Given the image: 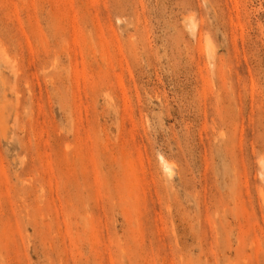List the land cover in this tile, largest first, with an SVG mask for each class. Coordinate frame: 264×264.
Returning <instances> with one entry per match:
<instances>
[{"label":"rangeland","instance_id":"1","mask_svg":"<svg viewBox=\"0 0 264 264\" xmlns=\"http://www.w3.org/2000/svg\"><path fill=\"white\" fill-rule=\"evenodd\" d=\"M0 264H264V0H0Z\"/></svg>","mask_w":264,"mask_h":264},{"label":"bare ground","instance_id":"2","mask_svg":"<svg viewBox=\"0 0 264 264\" xmlns=\"http://www.w3.org/2000/svg\"><path fill=\"white\" fill-rule=\"evenodd\" d=\"M190 21V20H189ZM190 22H193V20H191ZM195 24V23H194ZM193 24V26H196V25H194ZM208 40L206 39V45H208ZM160 162H161V165H162V167L164 168V170L165 171H167V172H171V169H170V164L164 159V158H162L161 157V159H160Z\"/></svg>","mask_w":264,"mask_h":264}]
</instances>
